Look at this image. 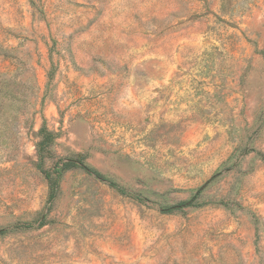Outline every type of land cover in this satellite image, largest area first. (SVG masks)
I'll return each mask as SVG.
<instances>
[{
    "label": "rangeland",
    "instance_id": "obj_1",
    "mask_svg": "<svg viewBox=\"0 0 264 264\" xmlns=\"http://www.w3.org/2000/svg\"><path fill=\"white\" fill-rule=\"evenodd\" d=\"M0 264H264V0H0Z\"/></svg>",
    "mask_w": 264,
    "mask_h": 264
},
{
    "label": "trees",
    "instance_id": "obj_2",
    "mask_svg": "<svg viewBox=\"0 0 264 264\" xmlns=\"http://www.w3.org/2000/svg\"><path fill=\"white\" fill-rule=\"evenodd\" d=\"M70 166V163H62L57 169H56V174H60L62 171H64L65 169H67ZM79 167L83 168L84 170L92 173V171H90V169H87V167L82 166V165H78Z\"/></svg>",
    "mask_w": 264,
    "mask_h": 264
}]
</instances>
